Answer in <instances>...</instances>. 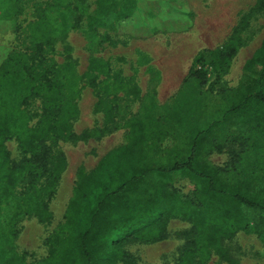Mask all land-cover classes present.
Wrapping results in <instances>:
<instances>
[{"label":"trees","instance_id":"obj_1","mask_svg":"<svg viewBox=\"0 0 264 264\" xmlns=\"http://www.w3.org/2000/svg\"><path fill=\"white\" fill-rule=\"evenodd\" d=\"M162 13L170 15L176 23L185 16V0H160ZM264 8V0H259ZM16 0L0 2V22L17 19ZM139 10V1L127 7L121 18L129 19ZM111 9L102 0L97 10L87 16V29L109 27ZM161 12V11H160ZM38 20L31 25L24 49L11 51L0 65V227L4 214L12 227L25 215L41 221L52 218L49 201L55 195L57 183L66 169L64 155L55 148L61 141L76 139L73 121L79 112L76 104L80 78L70 62L59 64L49 57L54 35L44 10L37 11ZM166 18L164 19V23ZM162 22V23H163ZM175 23L139 26L138 36L151 37L159 30L185 31L190 24ZM237 40V39H236ZM235 39L220 50H203L194 60L189 79L175 96L165 118L153 116L155 103L144 107L142 115L130 121L128 144L108 152L97 167L86 172L80 170L69 201L65 223L60 234L49 240L48 258L41 264H139L125 247L133 242L154 244L167 237L168 224L173 219H183L192 224L187 233L177 264H207L214 253L230 261L222 244L237 234L256 232L264 242V231L252 229L249 213H259L257 226L264 227V189L251 183H264V143L257 142V135H264V41L245 64L247 74L254 75L239 99L218 114L207 112L196 115L178 112L190 92L191 83H208L206 67L225 70L237 54ZM238 41V40H237ZM111 76L108 65L97 59L90 61L86 77L93 87L98 84L94 75ZM107 80V79H106ZM104 83L105 80H104ZM190 83V84H191ZM110 87H103V92ZM192 107H202L191 96ZM192 99H195L193 102ZM41 101V113L36 125L28 108ZM176 100V101H175ZM208 107L211 103L206 102ZM206 107V105H205ZM113 117V109H107ZM237 119L243 125L254 123L252 137L241 142L253 154L248 168L242 167V157L233 154L230 162L231 181L225 180L221 168L201 161L202 150L209 142L212 129ZM181 121V122H180ZM171 124L183 131L187 144L186 155H174L168 166L157 165L144 159L143 148L147 143L148 127L161 128ZM186 123L185 129H181ZM197 123L206 124L195 129ZM15 139L25 157L14 163L6 141ZM243 149V150H246ZM244 156V155H242ZM174 174H186L202 182L193 198H185L163 180ZM18 188H21L18 191ZM13 211V213H12ZM11 212V215H10ZM13 214V215H12ZM199 214V216H197ZM19 264H29L25 258Z\"/></svg>","mask_w":264,"mask_h":264},{"label":"rangeland","instance_id":"obj_2","mask_svg":"<svg viewBox=\"0 0 264 264\" xmlns=\"http://www.w3.org/2000/svg\"><path fill=\"white\" fill-rule=\"evenodd\" d=\"M98 1L16 0L17 19L0 22V65L11 51L27 47L30 27L38 20L40 14L37 11L41 9L48 17L54 35L49 57L59 64L72 63L80 78L76 100L79 114L73 121L76 139L61 141L55 148L64 155L67 166L57 183L55 195L49 201L52 218L41 221L36 216L25 215L12 227L9 212L4 214L2 219L8 229L0 227V264H19L22 261L18 260L19 257L25 258L29 264H41L48 258V242L60 234L65 223L79 171L94 170L108 152L128 144L131 119L142 115L150 102L155 103L151 112L153 116L167 117L171 106L179 103L180 99L174 102L175 96L189 79L192 64L203 50H220L230 39L238 40L237 54L228 68L206 67L207 84H187L190 92L183 105L177 106L178 112L186 114L194 108L196 115L218 114L223 107L228 109L239 99L254 78L244 67L264 41V8L260 7L259 0H185L190 16L183 17L179 24L170 15L162 13L160 0H137L139 10L129 19L121 18L120 13L136 0H102L112 11L108 21L110 26L89 31L87 16L97 10ZM144 23L157 27L189 23L190 28L180 32L159 30L151 37H141L137 30ZM93 59L106 63L111 71L109 77L101 73L94 75L97 87H93L86 77ZM105 85L110 87L107 93L103 92ZM191 96L203 106L192 107ZM206 102H210L211 107L207 108ZM107 109H113V117L109 116ZM28 110L33 117L31 125H36L41 101H35ZM185 124L179 127L185 129ZM253 124L243 125L239 120L231 119L212 129L209 142L202 150L201 161L221 168L224 179L231 181L233 154L242 157V167L248 168L249 162L253 161L250 147L246 149L241 145L244 140L253 144V139L249 138L256 134L252 130ZM194 125L195 129L206 126L203 123ZM181 132L166 123L161 128L148 127L147 143L142 150L144 159L168 166L173 163L174 155H186L184 137L187 133ZM256 135L257 142L263 145L264 135ZM5 144L12 161L20 163L25 155L18 142L10 139ZM163 180L185 198H193L203 184L186 174L163 176ZM251 184L264 189V183ZM259 216V213L250 212L249 222L252 229L264 231L263 226H257ZM191 230L190 222L173 219L168 224L164 241L154 244L133 242L125 249L139 264H177ZM222 247L230 261L214 253L207 264H264V242L256 232L239 233L224 241Z\"/></svg>","mask_w":264,"mask_h":264}]
</instances>
